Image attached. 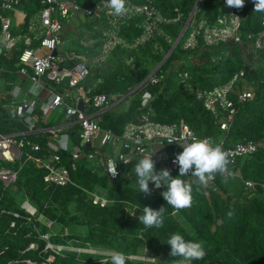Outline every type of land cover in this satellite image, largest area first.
I'll list each match as a JSON object with an SVG mask.
<instances>
[{"label":"trees","instance_id":"16d2710c","mask_svg":"<svg viewBox=\"0 0 264 264\" xmlns=\"http://www.w3.org/2000/svg\"><path fill=\"white\" fill-rule=\"evenodd\" d=\"M77 1L90 6L100 0ZM133 1L144 3L147 0ZM153 2L163 15L179 17V20L162 23V32H156L138 47L118 45L95 74L97 81L101 79L95 93L107 94L111 103L126 96L124 101H129L128 108L121 107L122 100L100 113L96 114L92 107L89 112H95L94 118L102 127L122 135L129 121H137L143 112L150 110L156 121L173 124L184 120L200 137H212L215 143L224 139L223 148L253 140L258 144L256 152L238 160L230 168L231 177L199 157L194 163V176L214 169L216 189L207 192L193 179L183 178L178 188H164L158 194H150L146 184L138 182L139 160L126 166L116 179L97 171L102 167L83 160L72 172L73 183L67 185H48L44 180L47 170L24 154L13 161L2 160V167L17 172V179L8 186L0 180V264H29L25 259H31L32 264H44L49 253L55 254L52 264H163L159 260L151 263L131 257L138 255H153L156 259L174 256L171 258L179 264H264V63L255 66V54L248 50L264 30V0H250L245 4L241 42L229 39L207 44L204 30H199L196 45L190 48L184 47L189 32L177 39L197 0ZM30 4L28 2L27 6ZM224 5V0H201L191 21L216 23ZM140 22L141 18H133L121 27L120 35L125 41L133 43L142 34ZM97 35L101 36V32L97 31ZM101 44L98 41L93 52H98ZM23 49L24 45L20 44L12 55L0 54V67L5 69L8 79L16 77V63ZM260 53V59L264 60V50ZM131 57L133 61L128 63ZM163 59L157 71L158 75L165 74L163 81L146 84L148 75ZM240 71H244L241 85L248 82L254 90L253 96L246 101H236L238 109L234 120L228 130H222L221 113L217 115L208 110L198 97V91L227 83ZM37 112L39 114L40 110ZM60 114L66 117L65 112ZM42 120L40 114L37 127L46 128L44 134H26L42 146L41 151H32L35 155L53 151L47 142L51 136L47 129L51 126L62 127L70 133L74 144H82L80 126L73 119L65 122L52 119L50 123ZM16 128L28 130L22 116L13 115L11 109L1 105L0 130L11 133ZM61 154L68 163L70 152ZM239 175L243 180L258 183L254 193L246 195V203L241 202L245 185ZM97 189L108 196L110 202L106 206L93 202L90 193ZM25 200L37 209L31 221L23 207ZM40 216L42 220L38 219ZM12 221L15 226L11 225ZM73 227H85L87 231L64 234L63 230ZM46 233L50 234L48 240L42 237ZM32 242L37 244L36 249H28ZM48 242L101 252L63 249L56 253L50 248L45 250Z\"/></svg>","mask_w":264,"mask_h":264},{"label":"built area","instance_id":"2783aa9c","mask_svg":"<svg viewBox=\"0 0 264 264\" xmlns=\"http://www.w3.org/2000/svg\"><path fill=\"white\" fill-rule=\"evenodd\" d=\"M248 1L250 0H224L222 13L213 24L206 21L193 23L191 20L194 15L189 17L185 22V30L177 41L189 32L184 47H194L196 34L199 30H204L207 44L229 39L241 42L240 28L245 4ZM26 2L31 3L30 7L22 0H0V54L12 55L18 45L23 44L17 73L28 80L25 87L27 97L19 100L18 90L12 87L6 93L8 97L5 106L10 107L13 115L24 118L28 130L35 129L40 114L46 117L51 111L65 112L68 119H73L72 121L79 124L82 144H74L70 133L63 131L62 127L51 126L47 129L51 133L48 148L53 151L35 155L32 151L39 152L42 146L33 142L26 134L0 131V159L13 161L23 154L26 155V158L33 160L38 167L47 170L44 180L48 185L73 183L72 172L77 170L78 163L83 160L94 167H102L103 174L111 179L118 178L126 166L139 160L140 166L149 171L138 176V182L146 184L150 194H158L164 188H178L183 178L193 179L194 182L203 185L207 192L216 189L217 173L214 169L199 177L194 176V163L199 157L219 169L226 177H231L233 172L230 168L234 167L238 160L256 152L258 144L253 140L223 148L224 139H221L220 143H215L212 137H200L184 120L173 124L156 121L150 110L143 112L137 121H129L122 135L102 127L94 118L95 112L100 113L109 107L110 97L102 92L95 93L101 79L93 85H84L93 67L105 63L118 45L138 47L153 38L156 32L161 33L162 23L169 24L179 20V17L168 18L163 15L153 0L144 3H136L133 0H100L90 6H84L77 0H26ZM7 12L24 15L23 26L17 32ZM81 13L90 20L100 19L106 15L107 24L105 27H98L101 30L100 37H95L91 31L82 30L81 34L84 35L79 38L81 47L75 49L73 48L75 40H72L64 20ZM133 18H141L138 26L143 28V32L133 43H129L120 35V30ZM71 31L74 32L72 29ZM75 33L79 34L78 30ZM252 36L249 35L250 38ZM98 41L102 43L98 52L87 53L86 49ZM251 48L253 51H250ZM248 50L257 55L264 50V30L256 36ZM132 61L133 57L127 59L128 63ZM161 65L159 63L152 70L145 80L146 84L155 85L163 81L165 74H157ZM0 71L5 72V69L0 68ZM243 76L244 71H240L227 83L198 91V97L208 110L217 115L221 113L222 130H228L234 120L238 109L236 101H246L253 96L254 90L248 82L241 85L240 80ZM39 87L48 92V98L43 102L36 95ZM90 107L94 108V113L89 112ZM37 110H40L39 114ZM63 151L71 154L68 163L64 162L61 154ZM16 179L15 170L0 167V180L6 186L14 183ZM243 182L245 189L252 192L251 196L258 183L253 180ZM262 188L264 189V184ZM90 194L95 204L106 206L110 202L101 189ZM23 207L29 213L26 216L28 221H31L32 216H36L37 209L28 200L24 201ZM14 215L19 216L18 213ZM38 219L42 220V216ZM51 224L48 223L49 226ZM11 225L15 226V221H12ZM42 237L48 240L50 234H43ZM37 247V244L32 242L28 249ZM48 248L56 253L63 249L83 251L82 248L54 245L50 242L45 250ZM54 260L55 254L49 253L44 264H52ZM24 261L33 263L31 259Z\"/></svg>","mask_w":264,"mask_h":264},{"label":"rangeland","instance_id":"374dc122","mask_svg":"<svg viewBox=\"0 0 264 264\" xmlns=\"http://www.w3.org/2000/svg\"><path fill=\"white\" fill-rule=\"evenodd\" d=\"M64 21L66 22L67 27L69 28L68 32L70 33L72 40H75V42H73L74 43L73 44V48H75V49H79L81 47L79 45V38H80V36L84 35V34H81L82 30L91 31L95 35H97V31H101V30L98 29V27H105L106 24H107L106 15H103L100 19L99 18H95V20H90V18L87 17L84 13H81L79 15L73 16L69 20L65 19ZM71 29L74 32H72ZM77 30H78L79 34L75 33V31H77ZM250 51H253V48H251ZM260 55H261V53H259L258 55L257 54L254 55L255 56V58H254L255 66H259V65L264 63V60L260 59V57H261ZM19 65H20V62L18 61L16 63V66H19ZM97 66L93 67V69L91 71V74L88 76V78L84 82V85L90 86V85H93V83H97V79H95ZM100 67H103V66H100ZM0 68H2V67H0ZM122 106H124L123 103H121V107ZM54 116H55V112L51 111L48 114V116H46V117L43 116V119H45V118L49 119L50 117H54ZM83 144H84V142H83ZM107 149L109 150V147H107ZM2 166L3 165H2V162H1L0 167H2ZM97 171L103 172V170H100V169H97ZM140 171H141L140 174L142 175V174L148 173L149 170L147 168H144V167L140 166ZM251 193L252 192H249L248 190L245 189V192H244V194L242 195V198H241V202L246 203L247 200H246L245 197H246V195H250ZM178 218L180 219L179 216H178ZM52 227L54 229L56 226L54 225ZM63 231H64V234H67V233L69 234V233H72V232L77 233V234H82V233H85L87 230H86L85 227L84 228L73 227L70 230H63ZM78 248H81V247H78ZM85 251L86 252H94V253H100L101 252V251H97V250L92 249V248H84L82 252H85ZM103 253L107 254L106 252H103ZM171 257H174V256H171ZM171 257H169V256H164L163 257L162 256L161 259H159V258L156 259V257H154L153 255L133 256L134 259L144 260V261H148V262H151V263L158 262V260H159L163 264H179L178 261L175 258L173 259Z\"/></svg>","mask_w":264,"mask_h":264},{"label":"crops","instance_id":"0c3cea01","mask_svg":"<svg viewBox=\"0 0 264 264\" xmlns=\"http://www.w3.org/2000/svg\"><path fill=\"white\" fill-rule=\"evenodd\" d=\"M24 3H26V0H22ZM7 15L11 18V20H12V22H13V24L15 25V29H20L22 26H23V22H24V20H25V17H24V15H19V14H15V13H11V12H7ZM95 37H100V36H98V35H94ZM97 48V43L94 45V46H92V47H90V50H88V49H86L87 51V53H95V52H93V48ZM98 48H100V46L98 47ZM97 51V50H96ZM100 66H103L102 64L101 65H98L97 66V69H100V68H103V67H100ZM2 72V71H1ZM0 72V106L2 105V108H9L10 109V107H6L5 106V103L7 102V98L6 97H8L7 96V91L8 90H10L12 87H14V88H16L17 90H18V93H19V100H22V99H24V98H26L27 97V95L25 94V87H27V85H28V80H27V78L26 77H24V76H22V75H20V74H18V73H16V77H14V78H12V79H8L7 77H6V75H5V72H2L1 73ZM97 72V71H96ZM93 84H95V83H93ZM36 95H37V98L41 101V102H43V101H45L47 98H48V92H47V90L46 89H44V88H42V87H39L38 89H37V93H36ZM126 98V96L125 97H122L121 99H119V100H117L116 102H114V103H111L110 102V105H109V107L108 108H111V107H113L114 105H116V104H118L120 101H124V99ZM123 104H124V106H122V108H128V106H129V101L128 100H125L124 102H123ZM62 112V111H61ZM60 116V117H59ZM58 117V118H57ZM63 116L60 114V112H58L57 113V111L55 112V118H53V117H50L49 119L48 118H45V119H43L42 120V122H45V123H50L51 121H52V119L54 120L55 119V121H62V122H65V121H67L68 120V118H66V117H63ZM61 119V120H60ZM41 122V121H40ZM39 124V122H37V124H36V128L35 129H33V130H22V129H17V130H15V131H13V132H11V133H24V134H32V133H36V132H39V133H42V134H44L45 132L44 131H46V128H43V127H37V125ZM61 125H63V124H61ZM60 125V126H61ZM1 131V130H0ZM2 132V131H1ZM3 133H5V132H3ZM29 135V136H30ZM31 138H35V136H32ZM50 138H51V136H49L48 137V139H47V142H49V140H50ZM1 162H2V159H0V164H1Z\"/></svg>","mask_w":264,"mask_h":264},{"label":"water","instance_id":"95a60500","mask_svg":"<svg viewBox=\"0 0 264 264\" xmlns=\"http://www.w3.org/2000/svg\"><path fill=\"white\" fill-rule=\"evenodd\" d=\"M200 2H201V0H197L196 5H195V7H194V9H193V11H192V13H191L190 18L194 15L195 11H196L197 8L199 7ZM184 30H185V27L182 29V31H181V33H180V35H179V38H180V36H182ZM176 43H177V42H176ZM0 46H1V43H0ZM54 53H56V51H54ZM164 60H165V59H163V60L160 62V65L163 64ZM148 77H149V75H148ZM148 77H147V78H148ZM80 107H81V108L83 107L82 104L80 105ZM108 109H109V108H108ZM88 145H89V143H88Z\"/></svg>","mask_w":264,"mask_h":264}]
</instances>
